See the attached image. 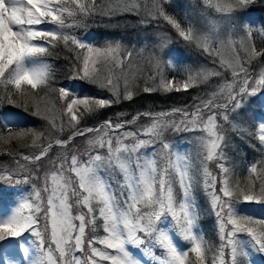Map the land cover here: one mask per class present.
Wrapping results in <instances>:
<instances>
[{"label":"snow or ice","instance_id":"6c2138e0","mask_svg":"<svg viewBox=\"0 0 264 264\" xmlns=\"http://www.w3.org/2000/svg\"><path fill=\"white\" fill-rule=\"evenodd\" d=\"M261 2L203 0L206 9L227 14ZM170 3L0 0V108H19L44 122L36 129L0 121V157L11 158L16 166L15 172L0 170V182L33 186L13 213L0 220V242H8L0 243L4 264H12L14 238L26 231L39 241L41 264H142L129 248L155 246L163 250L157 264H251L238 245L239 234H246L254 250L264 253V219L237 211L241 202L264 203V123L251 133L262 147L260 159L248 166L246 179L235 174L224 151V125L230 115L253 96L257 99L250 110L258 114L257 109L264 107V96H258L264 89V70L258 78L250 71L264 57V41L255 42L257 35L264 36V25L242 24L239 32L221 33L212 21L207 31H198L182 26L166 10ZM122 14L138 17L143 26L154 23L163 33L159 41L137 50L118 40L91 43L76 33L77 28L88 29L90 23ZM168 27L218 67L170 74L167 69L173 65L163 58L171 42ZM142 53L144 70L130 71ZM61 56L68 81L90 84L104 96H80L72 87H57L56 70L48 58ZM34 59L39 62L30 63ZM226 74L230 82L196 97L190 107L149 110L131 119L119 112L115 121L87 124L98 110L133 101L141 93L187 92L208 83L210 76L227 81ZM142 117L150 123L126 130ZM237 127L233 125V130ZM170 133L195 134V164L174 151ZM77 138L84 139V151ZM148 147L158 159L145 156L141 149ZM56 148L60 151L50 155ZM45 160L51 173L43 171L41 177ZM41 179V186L33 183ZM197 183L216 217L219 243L195 232L191 197ZM43 193H49L46 202ZM74 206L86 212L74 216ZM165 217H171L187 248L178 249L163 229ZM89 225L94 235L87 240L86 251ZM100 228L102 236L97 234Z\"/></svg>","mask_w":264,"mask_h":264},{"label":"trees","instance_id":"16d2710c","mask_svg":"<svg viewBox=\"0 0 264 264\" xmlns=\"http://www.w3.org/2000/svg\"><path fill=\"white\" fill-rule=\"evenodd\" d=\"M82 2L91 3V0H82ZM103 3L115 4L120 2V0H100ZM145 3L148 0H144ZM172 3L166 6V10L173 14L178 21L182 24V26L187 27L188 21L183 18V9L180 8V2ZM249 8L257 9L260 14L263 16L262 20L264 22V0L261 3L254 4ZM139 18L133 16L132 14H122L115 18H112L109 21L108 17L104 18V22L101 23H90L88 29L77 28L76 33L86 41H91L93 43H104L105 41H114L118 40L128 45L130 48L135 47L137 50L142 48L144 45H154V37H158L162 35V30L157 28L155 24H148L146 26L140 25L138 23ZM51 27V26H49ZM168 31V35L171 36L170 47L177 45L178 42V34L175 33L173 29L168 27L166 29ZM182 40V38H179ZM264 41V36L257 35L255 37V42L260 44ZM182 43L186 44L183 40ZM187 48L195 55L197 58L205 59V55H203L199 50L194 47L189 46ZM143 53L141 56H137L132 65L130 71H142L145 68L144 60L142 59ZM36 62H39L38 59H35ZM48 62L53 63L54 68L56 70V86L64 85L65 87H72L77 94L80 96H93L94 98H101L104 96L99 89L94 88L90 84H85L82 81H68L65 76V61L63 60V56L59 60L53 58H48ZM186 61L182 60V64ZM205 62V61H203ZM139 66V68L137 67ZM218 67V66H217ZM254 68V73L257 78L262 70H264V57L261 58V64L256 65ZM168 72L176 73L181 72L182 70L178 67L176 71L175 67L171 69H167ZM176 71V72H175ZM251 71V68H250ZM227 75V81L222 80L220 77L211 76L209 78V82L206 84H200L195 88L189 89L187 92L181 93H172V94H145L141 93L137 96L133 101H124L121 104L113 105L108 109H100L94 114L93 117H89L87 119L88 126H95L102 122L104 119H112L116 120V114L119 112H124L126 115L124 119H131L132 116L136 115L140 112L152 111H169L173 108L179 107H190L194 99L196 97L205 96V93H209L212 90L218 88L220 84H224L226 82L231 81L230 74ZM258 96H264V89H262ZM257 97L253 96L248 99V101L243 105V107L236 112L230 115V122L224 125L226 129V141L224 151L226 155L229 157V163L234 169L236 175L247 178V164L253 163L255 160L260 159L261 156V145L258 143L256 139L253 138L251 134L257 127L258 123H262L264 120V115L261 112V108L257 109L258 114H254L250 110V105H252V101L256 100ZM198 102V101H196ZM0 121L10 125L15 128H42L44 122L39 120L38 118L29 115L27 112L19 108H15L12 106H5L4 108H0ZM150 121L146 117H142L136 125H130L126 130H133L136 127H140L142 125H147ZM233 125L238 126L236 130H233ZM186 134L194 136L193 133H179V134H169V140L172 142V147H176L180 150H183L188 144L191 143V139L184 138ZM183 137L179 140H176L179 136ZM188 142V143H187ZM76 143L81 145V151H84L86 148L85 142L83 138H77ZM194 148L197 149V145L191 144ZM149 148V147H148ZM144 148L141 149L143 153H148L149 149ZM59 148H56L50 155L55 156L59 152ZM103 151V150H101ZM197 153V151H196ZM7 169L9 171L15 172L16 166L11 158L7 156L0 157V170ZM51 171V167L47 164L45 160L44 170L41 171L40 175L43 176V171L48 170ZM118 178V177H117ZM38 181H33V183L37 184ZM33 188L30 183H16V184H8L4 182H0V213L8 212L9 210L14 211V208L17 207L21 202L20 194L26 191L28 188ZM29 188V189H30ZM202 190L198 187V183L196 184L193 191V198L197 201V215H196V225L199 231L202 233L203 237L211 242L219 243L217 236V221L216 217L212 212L211 206L204 198L201 197ZM237 211L241 215H246L250 217H257L260 219H264V203H244L241 202L237 206ZM102 228L98 229V233ZM29 233H24L19 238L15 239V250L14 252L18 254L20 260L23 264L26 263L25 258V237H29L31 240H35L36 238ZM32 236L34 238H32ZM245 237L246 240H249L252 246H249L247 249L248 257L250 258L251 264H264V253L256 252L255 245L251 241V239L246 234H239L238 237ZM2 244H7L8 242H0ZM38 246V245H37ZM36 246V247H37ZM54 247V245H53ZM40 249V247H37ZM244 250V249H243ZM33 251V250H32ZM87 251V250H86ZM34 252V251H33ZM154 264V263H153Z\"/></svg>","mask_w":264,"mask_h":264},{"label":"rangeland","instance_id":"374dc122","mask_svg":"<svg viewBox=\"0 0 264 264\" xmlns=\"http://www.w3.org/2000/svg\"><path fill=\"white\" fill-rule=\"evenodd\" d=\"M176 2L181 3L179 7L183 9L184 17H185L184 19H186L188 21L187 26L190 25L198 31H207L210 27H212V21L217 22L216 27L219 28V31L221 33L239 32L240 26L242 24L251 25L253 27L264 25V22L262 20V16H260L255 10H253L251 8H247V9H244L242 11H235L232 14H227V13H216L214 9H206V6L203 4V0H171V3H172L171 5L173 6L174 3H176ZM215 2H216V0H213V3H215ZM159 38H160V36H158L156 38L154 37V45L159 41ZM177 40H178L177 45L170 47V44H168V46L163 51V58L170 61L171 64L173 65V67H175L176 71L178 70V67L182 71L184 69H190L193 72L200 70L202 68L212 69L213 67H217V66H214L211 63V61L207 60L206 57H205V59L197 58L198 56H195L187 48V45L182 43L181 39L178 38ZM89 42H91V41H89ZM91 43H93V42H91ZM182 60H185L186 62L184 64H182ZM203 61H205V62H203ZM30 63H38V62H36V60L34 59V60L30 61ZM253 70H254V68H253ZM262 111L264 112V107H262ZM184 136H185L184 138L191 139L192 140L191 143L188 144L183 150H180L176 147H174L173 149H174V151L177 152V154L179 156L189 158L195 164V156H196L197 149L191 145V144H194L193 143L194 136L189 135V134H186ZM182 137H183V135L179 136L176 140H179ZM148 149H149V151L147 154L145 153V156L148 159H152V158L158 159V157L152 156V152L154 149L151 147H149ZM173 160H175V157H173ZM248 166H249V164H247V168H248ZM46 171H48L49 175H50L51 171H49V169ZM193 172L195 174V168L193 169ZM42 183H43V181L41 179L40 181L37 182V186H41ZM198 187L202 190L201 197L204 198L209 203V199L207 197V194L203 191L202 185L200 187L198 184ZM29 188L20 194V197L22 198L20 204L32 192V189L31 188L29 189ZM49 189H51L50 183H49ZM48 194L49 193H43V197H44L45 202L47 200ZM70 202L74 203V201H70ZM191 205H192L193 213L196 217L197 212H198L197 211V201L193 197H191ZM1 206L2 205L0 204V207ZM17 207H15L14 210ZM81 212H86V209L77 208L75 206L73 207V215L74 216L80 214ZM12 213H13L12 210H9L8 212H6V211L1 212L0 213V220L6 219ZM76 223L78 224L79 222L76 221ZM162 227L164 230H166L170 234L172 240L174 241V243L178 247V249L183 250L189 246L187 244V242L184 241L182 239V237L175 230V227L173 225V221H172L171 217H165L163 219ZM26 232L29 233L28 236H30L32 234L31 232H28V231H26ZM195 232L197 234L203 236L202 233L199 231L197 225L195 226ZM93 235H94V233L92 232L91 226L89 225L88 227H86V230H85V250H87V240L92 238ZM99 235H101V236L104 235L103 230L100 231ZM32 238H34V237L32 236ZM246 239L247 238H245V237H241V236L238 237V245H239L241 251L247 253V249L249 246H252L251 245L252 243ZM24 245H25L24 253H25V258L27 260L26 263L27 264H41L40 249L37 248V247H40L39 241L37 239H35L33 241L29 237H25ZM97 247L102 248L103 246L97 245ZM129 250L133 253V255H135L142 262V264H153V263L157 264L158 258L163 256V250L158 246L148 247V248H144V249L130 247ZM109 251H112V250H109ZM135 251H138L141 254V256L137 255L135 253ZM77 255H81V253H77ZM194 258H195L194 254L190 253V259H194ZM0 264H4V258H0ZM12 264H23L22 261L20 260V257L15 252H14V260L12 261ZM105 264H107V262H105Z\"/></svg>","mask_w":264,"mask_h":264}]
</instances>
